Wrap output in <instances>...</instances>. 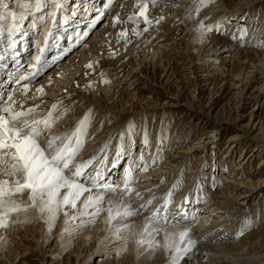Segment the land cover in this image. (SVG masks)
<instances>
[{"label":"bare ground","instance_id":"6f19581e","mask_svg":"<svg viewBox=\"0 0 264 264\" xmlns=\"http://www.w3.org/2000/svg\"><path fill=\"white\" fill-rule=\"evenodd\" d=\"M113 3L2 0L0 114L8 115L2 110L10 104L13 112L35 109L21 123L50 119L37 137L48 156L86 120L73 163L88 164L76 179L91 191L72 207L62 203V189L54 219L40 211V199L33 206L30 189L4 196L0 264H33V257L34 264H83L119 239L114 258L99 264H264V195L257 192L264 188V0H121L106 14ZM155 97L164 102L157 106ZM171 113L177 116L168 131ZM156 114L161 124L153 135L148 120ZM190 128L196 139L186 146L195 136L189 139ZM222 130L231 135L219 159L204 160L201 150L184 172L203 136L210 141ZM54 137L61 139L48 150ZM10 156L0 164V181L15 188L23 174H11ZM255 156L261 159L252 169ZM203 164L212 176L201 171L186 190L192 169ZM6 209L12 210L5 216Z\"/></svg>","mask_w":264,"mask_h":264},{"label":"snow or ice","instance_id":"6c2138e0","mask_svg":"<svg viewBox=\"0 0 264 264\" xmlns=\"http://www.w3.org/2000/svg\"><path fill=\"white\" fill-rule=\"evenodd\" d=\"M0 3H2V0H0ZM140 14L143 15V11ZM13 19H15L14 15ZM145 22L149 23L146 17ZM121 35L123 36L125 33H121ZM8 100L12 101V97L9 96ZM55 107L56 105H53V109ZM2 111L8 115L0 114V164L6 162L5 157L10 152L11 163L9 167L11 174L22 173L23 183L17 180L15 182L16 187L9 188L7 180L0 181V207H3L2 198L4 196L22 192L24 189H30V199L33 202V206H35L37 199H40L42 202L40 211H49L52 213V219L55 218V212L61 205L58 197L62 189H67L62 203L64 205L71 204L72 207H75V202L80 196L85 192L91 191L90 187L76 179L83 175L84 169L88 167V164L73 163L81 147L79 136L83 132L86 120L81 121L80 126L73 132L72 136L66 138V142L57 149L54 155L48 156L46 155V150L37 142V137L41 134L39 125H44L45 129L49 128L51 126L50 119L33 120L31 123L25 120L21 123V118L34 113L35 109H28L27 112H13L11 105L5 104ZM48 116L49 118L51 117V112H49ZM73 137H76L75 147L71 146ZM60 139V137L50 139L47 149L51 150L56 141ZM66 170L69 172L67 175L65 174ZM94 179L93 187H95ZM109 190L113 191L112 189ZM45 196L47 199H44ZM101 199L102 197L97 198V202ZM92 202L93 198L89 196L85 201V206L87 207ZM10 210L12 209H6L3 215L6 216ZM133 214L128 211L125 212V215ZM109 218L111 219V212ZM4 226L6 224L0 219V227ZM187 235V232L181 233V239Z\"/></svg>","mask_w":264,"mask_h":264},{"label":"rangeland","instance_id":"374dc122","mask_svg":"<svg viewBox=\"0 0 264 264\" xmlns=\"http://www.w3.org/2000/svg\"><path fill=\"white\" fill-rule=\"evenodd\" d=\"M110 1H114V5L107 11V8L105 7V12H106V14H111V13H113V11L115 10V8L117 7V5L120 3V1L121 0H117V2H116V0H110ZM0 6H1V3H0ZM99 8H100V6L96 9V11H98L99 10ZM102 12V11H101ZM263 13V12H262ZM103 13H100V15L99 16H101ZM95 15V14H94ZM97 15H98V13H97ZM109 16V15H108ZM108 16H106V18H105V20L107 19V17ZM257 17V16H256ZM258 17H259V15H258ZM257 19V18H256ZM60 20V19H59ZM104 20V21H105ZM103 21V22H104ZM95 25H94V27L91 29V31H89L88 33H87V35H86V38L89 40V38L92 36V32H93V30H95L96 31V29L97 28H99V26L101 25V21L100 22H98V23H94ZM231 26V25H230ZM89 34V35H88ZM85 38V39H86ZM45 39V38H44ZM84 39V40H85ZM83 40V41H84ZM52 41V40H51ZM50 41V42H51ZM82 41V42H83ZM85 42H86V40H85ZM69 55V53H67L65 56L67 57ZM54 64V63H53ZM53 64L52 65H50V66H48L47 68H46V71L47 70H49V69H51V67L53 66ZM45 71V72H46ZM134 70H131L130 69V71H128L127 72V75H129L130 73H132ZM45 72H42V74L43 73H45ZM48 72V71H47ZM21 74V73H20ZM20 74L18 75V76H20ZM40 76L41 75H39V78H40ZM45 76V75H44ZM17 77V76H16ZM14 79H16V78H14ZM13 79V80H14ZM158 99V101H156ZM264 100V98L262 99V100H260V103H259V105L261 104V102ZM155 101L156 102H158V104H157V106H160L163 102H164V100L163 99H161V98H157V97H155ZM252 107L251 106H248L247 107V109L246 110H244L243 112H246L244 115H248L249 114V111H250V109H251ZM170 110V109H169ZM240 113H242V112H240ZM177 116V114H174V113H171V115L169 116V121H168V123H167V128H168V131H171L172 130V128H173V125H174V118ZM147 118H149V117H147ZM166 118V117H165ZM150 120H148V121H150V124L152 125V126H156L155 128H153L154 129V132H152V133H150V134H155V132H156V128L157 127H159L160 126V124H161V122H156L157 120H158V114H156V116H152L151 118H149ZM147 120V119H146ZM248 120V119H247ZM247 120H246V122H247ZM139 122H137V124H135L134 126H133V128L134 129H136L137 131H138V135H137V137H136V139L138 140V136L141 138L142 136H143V120L141 121L140 120V123L138 124ZM156 123H157V125H156ZM165 124H166V121L164 122ZM146 125V127H147V124H145ZM178 125V124H177ZM195 129H198V127L197 128H195ZM222 133L219 135V136H216V137H213L210 141H206V136H203V141L201 142V143H199V144H196L197 146V149H193L192 151H191V161H190V163H189V166L188 167H186L185 168V171L184 172H186V170H188L187 168H189L190 167V165H191V163H193L192 162V160L194 159V158H197V159H201L202 158V156L203 155H201L200 154V152H201V150H202V152L203 153H205V156L203 157L204 158V160H206V159H208L210 156H214V159H219V157H220V154H221V149H222V147H223V145H224V143H225V141H226V138L229 136V135H231V133L230 132H227V131H225V130H222L221 131ZM195 133V131H191V128L189 129V131H188V137H189V139L193 136V135H195L194 134ZM135 139V140H136ZM188 139V140H189ZM193 139H196V135L194 136V138H192L191 140H190V142L186 145V146H190V145H192V144H194L193 143ZM136 140V144L137 145H135L136 146V148L134 149V151L133 152H131V154H133L134 155V158H136L137 157V155H138V150H139V148H138V146L140 145V141H137ZM214 141H217L218 142V144L216 143V142H214ZM183 144H184V142H182ZM204 143V144H203ZM176 146L179 148V146H178V143L176 144ZM166 147V146H165ZM246 149L247 148H245V149H243L242 151L245 153V154H243V156L245 157L244 159H246L247 160V155H248V153H249V151H246ZM136 152V153H135ZM163 152H165V150L163 151ZM240 151H235L234 152V155H233V158L236 160L237 158L236 157H238L239 156V153ZM212 154V155H211ZM164 155H165V153H164ZM259 159H261L260 157H258V156H255V157H253L252 159H251V161H252V169H254L256 166H257V162L259 161ZM225 160H226V163H228V161L230 160V158H225ZM208 162H210V159H209V161ZM217 163V162H216ZM124 164V163H123ZM123 164H120L119 165V167H118V169H117V172L119 173L120 172V170H122V168L120 167L121 165H123ZM196 167V171L194 172L193 171V169H192V171H191V173H190V176H189V178H190V180L188 181V184H187V186H186V190H188V189H190L191 187H192V183H191V181H192V178H194V176L195 175H198L201 171H205L206 173H207V175L208 176H212L210 173H208L210 170L209 169H207V170H205L206 169V167H205V169H204V164L203 165H197V166H195ZM229 167H230V163H228V165H227V169L229 170ZM149 168H151V167H149ZM142 169V168H141ZM156 169V168H155ZM226 169V170H227ZM219 170H220V167H218V169H216L215 171H213V174H214V176H218L220 173H219ZM150 171V169H148V171L147 172H149ZM122 173H125V165H124V167H123V172ZM116 177H117V174H115L113 177H112V179H111V181L110 182H108V183H110V185L112 184V183H115V181H116ZM175 177H176V175H175ZM225 176H220V178H224ZM221 181L223 182V180L221 179ZM225 182V181H224ZM208 188H211V185H209L208 183H207V185H206ZM119 187H116V188H114V189H112V190H117ZM131 188V187H130ZM101 189L102 188H99V189H96V190H99V191H101ZM95 189H93V191H94ZM264 188H262V189H260V190H258L257 192H261V194L262 195H264ZM97 197H98V194L97 195H95L93 198H96L97 199ZM156 198L157 197H152L150 200H149V202L146 204L148 207H149V205H151V203L152 202H154V201H156ZM162 200V199H161ZM256 200V197L255 196H253L251 199H250V202L251 203H253L254 201ZM93 209L91 208L90 210H89V212H91ZM120 211V210H119ZM262 211H264V207H262L261 208V210H260V213H262ZM114 211H112V213H113ZM73 238H75V236L73 237ZM56 237L54 236L52 239H51V241L49 242V243H47V245H46V250H49V249H52L53 248V246H54V244H55V241H56ZM124 240V239H123ZM154 241V240H153ZM153 241H151L150 242V244H148V246L147 247H149L150 245H151V243L153 242ZM116 245H123V242H120V239L119 240H116L115 241V243L114 244H112L111 246H110V248L108 249H106L105 251L104 250H98L97 252H95V253H93L88 259H86V261H84L83 262V264H99V261L100 260H102V259H105L106 257V259H113L114 258V256H115V253H116V251H114L115 250V248L113 249V247L114 246H116ZM56 255H58V259H55L56 261H60V259L59 258H61L62 257V252H58V253H56ZM184 255H187V253L186 254H184ZM183 255V256H184ZM182 256V257H183ZM38 257H33V258H31V262L34 264V259H37ZM181 258V257H180ZM79 260H81L80 261V263L84 260L83 258H80ZM47 263H49V261H47V262H45L44 264H47ZM54 264H58V263H54ZM82 264V263H81Z\"/></svg>","mask_w":264,"mask_h":264}]
</instances>
